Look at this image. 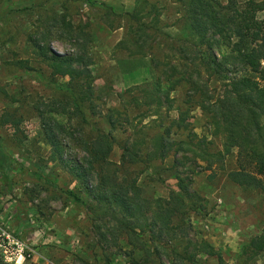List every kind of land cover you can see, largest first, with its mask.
<instances>
[{"label":"rangeland","instance_id":"obj_1","mask_svg":"<svg viewBox=\"0 0 264 264\" xmlns=\"http://www.w3.org/2000/svg\"><path fill=\"white\" fill-rule=\"evenodd\" d=\"M91 1L0 0V145L20 166L10 190L0 176V228L25 246L24 261L7 262L0 251V264H108L104 257L108 252L118 254L116 261L109 264H129L124 252L130 250V245L124 234L117 239L111 234L102 240L104 227L100 233L92 227L68 196L69 192L74 193L90 204L85 186L92 187L95 177L82 184L53 159L36 108L75 136L82 130L88 138L97 131L111 132L108 116L112 115L116 126L112 133L118 142L138 137L142 128L153 137L159 132L158 125L168 126L176 119L177 109L188 110L190 129L197 136L193 144L177 145L188 140L187 131L174 130L171 139L181 150L165 160L139 164L137 185L148 202L166 200L170 191H177L176 175L191 178V190L203 198V207L186 215L184 231L178 227L181 231L173 239L162 237L161 243L168 249H160V259L163 264H264V250L251 259L250 253L241 254L252 237L264 234V195L229 179L228 174L238 168L237 149H232L222 162L210 159L214 162L210 169L194 153L199 147H206L211 153L222 151L223 139L210 117L198 107V95L190 82L200 73L202 82L207 81L211 96L216 98L221 93V81L216 76L209 78L199 65L200 54L186 25L184 7L175 0H147L143 14L148 16L143 22L155 18L157 30L146 31L150 37H145L146 42L137 49L128 38V27L136 25L124 17V13L135 9L137 0ZM215 1L221 6L227 4V0ZM245 1L237 0L240 5ZM62 13L68 14L73 24H88L87 48L93 62L90 70L96 96L93 110H86L87 123H80L69 114L49 113L44 104L53 99L60 102L58 92L15 64L16 60H29L31 66L48 74V69L34 57L27 34L38 23L44 25L52 15ZM263 16L264 12L258 14L259 18ZM52 38L55 52L71 53L74 49L63 37ZM214 54L220 61L229 55V50L222 46ZM171 66L177 70H170ZM227 70L232 71L229 75L233 71L241 73L243 68L228 65ZM170 74L173 76L167 81ZM55 80L58 86L67 83V78ZM128 89L131 92L124 93ZM157 98L161 101L158 108ZM11 120H19L17 128ZM58 139L66 149V158L84 164L85 154L74 138L60 133ZM201 139L205 141L198 142ZM120 155L121 150L115 145L109 160L118 164ZM113 226L114 222L108 219L105 228ZM87 239L95 244L94 249L86 245ZM203 241L217 255L198 253L195 263L181 258L195 252V246ZM136 257L140 259L139 254ZM156 260L153 256L142 261L150 264Z\"/></svg>","mask_w":264,"mask_h":264},{"label":"trees","instance_id":"obj_2","mask_svg":"<svg viewBox=\"0 0 264 264\" xmlns=\"http://www.w3.org/2000/svg\"><path fill=\"white\" fill-rule=\"evenodd\" d=\"M175 1L184 7L186 25L196 39L195 46L200 54L199 65L209 78L216 76L221 81V93L216 98L211 96L207 81L202 82L200 73L196 80L190 82L198 95V107L210 117L216 133H220L223 139L222 151L211 153L206 147H199L194 153L206 163L207 169H210L214 163L210 159L222 162L224 157L236 148L238 168L228 174L229 179L239 186L257 190L264 195V16L258 17L259 13L264 12V0H246L241 5L237 0H227L224 6L215 0ZM87 2L93 3L91 0ZM146 4L147 0H137L133 11L124 13L127 21L136 25L128 27V38L137 49L146 42L145 37H150L146 31L157 30L155 18L148 23L143 22L148 16L143 14ZM67 15L54 14L46 24L38 23L33 31L27 34V42L33 49L34 57L48 69V74L37 66H31L29 60H16L15 64L58 92L60 102L53 99L49 104H44L49 108V113L69 114L71 117H77L80 123H87L86 110H93L96 96L95 79L90 70L93 62L87 48L90 38L86 32L88 24H73ZM54 35L71 43L74 47L72 52H55L51 47ZM56 41L60 43V40ZM222 46L229 50V55L218 61L214 51ZM228 65H238L243 70L241 73L233 71V74L228 75L232 72L227 70ZM170 70L177 68L171 66ZM172 76L168 75L167 81H170ZM57 77L67 78V83L56 85ZM174 87L175 84L171 86V90H174ZM129 92L131 89L124 93ZM119 97L123 98V94ZM157 99L158 108L161 101L160 98ZM36 109L43 137L51 147L53 159L82 184L92 176L95 177L96 181L92 187L85 186L90 204L84 203L74 193L69 192L68 196L73 204L85 213L92 227L99 233V229L104 227L102 240L106 241L111 234L116 239L124 234L123 237L130 245V250L124 252V255L128 256L129 264H144L143 258L149 259L153 256L157 260L150 264H163L159 254L160 249L165 250L161 243L162 237L173 239V235L181 231L178 227L184 231L186 215L203 207V198L191 190V178L176 175L177 191H170L166 200L156 199L148 202L142 198L137 185V178L141 173L139 164L148 165L156 159L165 160L172 152L181 150L177 145L193 144L197 136L190 129L186 117L188 110L177 109L176 119L168 126L158 125L159 132L153 137H149L142 128L137 134L138 137L118 142L112 133L116 128L112 115L108 116L111 132L97 131L94 137L88 138L82 130L79 136H75L66 130L65 126L59 125L52 117L46 115V112L40 108ZM11 122L18 127L19 120ZM174 130L187 131L188 140L179 141L175 145L171 139ZM60 133L69 135L79 143L85 154L84 164L71 162L66 158V149L58 139ZM204 141L201 139L198 142ZM115 145L121 150L118 164L109 160ZM19 167L10 153L0 145V176L2 183L9 190ZM145 168L149 169L148 166ZM108 219L114 222L111 229L105 228ZM86 245L95 248V244L89 239L86 240ZM195 247V252L185 258L180 253L181 257L175 248H171V251L193 263L196 262L198 253L217 255L207 242L203 241ZM263 250L264 234L252 237L242 247L241 254L250 253L251 259ZM118 251L121 253L120 249ZM136 254H139L140 259H137ZM117 255L108 252L104 256L105 262L109 264L116 261Z\"/></svg>","mask_w":264,"mask_h":264},{"label":"built area","instance_id":"obj_3","mask_svg":"<svg viewBox=\"0 0 264 264\" xmlns=\"http://www.w3.org/2000/svg\"><path fill=\"white\" fill-rule=\"evenodd\" d=\"M24 244L0 228V251L7 262L17 263L18 259L25 260L22 251ZM28 256V255H27ZM29 257V256H28Z\"/></svg>","mask_w":264,"mask_h":264}]
</instances>
